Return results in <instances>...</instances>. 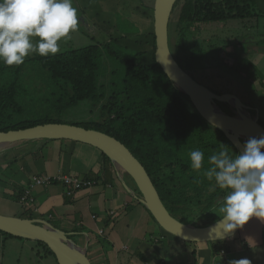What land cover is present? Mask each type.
I'll return each mask as SVG.
<instances>
[{
    "label": "trees",
    "instance_id": "16d2710c",
    "mask_svg": "<svg viewBox=\"0 0 264 264\" xmlns=\"http://www.w3.org/2000/svg\"><path fill=\"white\" fill-rule=\"evenodd\" d=\"M182 3H184L183 6ZM180 6L182 9L177 19L176 44L171 42V38L169 40L171 52L181 67V54L182 50H185V42L195 29H200L201 25L216 23L227 25L233 22L264 18V0H177L172 15ZM142 11L140 9V13ZM152 11V21L144 29H142L143 25L139 26L135 20L133 22L129 19L128 23L132 26L131 29L127 28L123 20L119 19L115 25L112 23L109 25V29L115 28L117 32H122L123 37L114 33L110 35L111 38L108 41L103 43H98L93 39L95 44L76 48L70 46L67 50L55 55L40 56L33 53L35 55L32 58L29 57L30 54L19 66H6L0 62V132L27 129L49 123L70 124L63 121L50 122L51 119L48 117L41 120L24 118L25 110L29 105L33 111H36L40 105L44 106L49 103L46 102L49 95L55 98L56 105L54 106L56 109H60V112L75 109L82 104H91L92 107L100 106V110H98L100 120L86 125L77 123L70 125L105 133L124 144L148 172L171 215L182 223L195 225L194 220L201 219L203 216L187 218L184 215V207L201 204V200H199L201 193L197 188V182H212L203 175L204 171L210 167L208 158L225 149L222 147V141L228 139L222 132L208 124L200 113L199 115L190 110L186 101L190 98L174 86L161 66L157 64L153 7ZM221 45L220 48L213 45L212 47L217 48L215 51H218L219 54L223 52L224 55H229L231 47ZM196 49L198 48L196 47ZM106 61L111 62L110 64L114 66V70L109 75L111 79H107ZM223 63L224 68L243 76L256 94H263L264 81L257 82L259 79L250 70L252 63L243 62L240 57L234 62L225 61ZM191 76L195 79L193 75ZM110 91L113 93L110 94ZM36 93L48 95L44 100L38 101L40 95ZM40 101L44 104H38ZM262 118L264 117L260 115L259 123L261 125ZM213 129L221 134L220 139L212 133ZM45 142L50 146L51 141ZM57 142L72 146L80 144L73 141ZM229 144L231 143L229 142ZM84 146L99 152L94 156L100 157V164L95 160V166L94 162L92 163L88 158L81 157L78 145L74 148L71 147L70 157L67 160L63 157L67 161L66 169L61 173L48 175L52 179L45 185L46 188L50 187L51 189L57 186L62 192L65 191L63 195L61 194L62 199L60 200L65 208L49 210L44 214L45 217L51 216V219L55 218L60 221L69 219L68 217L73 218V226H69L71 227L69 230L74 229L78 233L85 232L88 226L93 224L96 228L98 227L100 233L98 236L103 240L102 243H110L114 237L117 223L109 216L101 217L100 213L96 211V207L93 210L89 209L90 197H85V195L88 194L90 188L84 184L102 182L109 187L118 185L122 190L125 188L119 180L111 160L98 149L88 145ZM197 149L204 153L203 167L199 171L190 167V152ZM64 152L65 148L61 147L60 155ZM171 152L175 153V159L170 160V163L167 164L170 167V172H165L164 176H160L167 155ZM237 153L239 154L238 151ZM82 165L90 169L95 168V172L98 171L97 175L91 176L88 174L90 171L85 177L74 173ZM59 175L69 178L71 182L79 180L82 185L80 187H75L73 184L66 185L65 180L56 178ZM162 177L168 182L162 183L164 182ZM12 186H15L14 183L10 187ZM190 189L192 191L189 195L187 191ZM220 195L217 196L214 193L202 210L205 214H215L217 218L201 227L209 226L220 220L217 216ZM24 196V190L18 192L17 196H7L14 201L7 200V202L14 203L19 207V214L14 216L37 219L35 209L28 210L21 204ZM132 200L138 203L136 199ZM34 203L35 206L38 205V201H34ZM138 205L140 204L138 203ZM127 209L131 210V208ZM146 211L148 212L147 209ZM177 212H181L182 216H179ZM61 230L72 234L69 230ZM0 237L5 242L13 239L28 241L2 231H0ZM70 238L74 239V236L71 235ZM261 241L263 244L264 236ZM225 243L226 241H221L210 244L214 248L219 246L216 253H220L222 250L228 251ZM34 244L37 249L40 247L44 251L42 258L53 257L56 260L54 253L46 244L41 242H34Z\"/></svg>",
    "mask_w": 264,
    "mask_h": 264
},
{
    "label": "rangeland",
    "instance_id": "374dc122",
    "mask_svg": "<svg viewBox=\"0 0 264 264\" xmlns=\"http://www.w3.org/2000/svg\"><path fill=\"white\" fill-rule=\"evenodd\" d=\"M184 2V1H183ZM184 3H182L183 6ZM155 0L153 3V0H73V7H75L78 10V18H79V25L78 29L75 32H72L70 36L62 40L60 42V50L57 53H61L65 50H67L70 46L76 47H84L86 45L103 43L105 41H108L111 37V34H117L121 37H123L122 32H117L115 28H108L109 25L112 23V25H115L117 23V20H123L124 23H126L127 28L131 29L132 26L128 23V19L132 20L136 23H138L139 26H142V29L149 26L150 22L152 21L151 13L152 7L154 8ZM182 6L177 8L175 10V13L172 15L171 21H170V30H169V38H171V42L175 43V38L177 36V19L178 15L181 12ZM139 8V10H137ZM140 9H142L147 15L140 13ZM96 41L94 43V41ZM229 45L231 47L229 49V55H224L223 52L219 54L217 48L212 47L216 46L218 48L222 47V45ZM174 46V45H173ZM196 47L198 49H196ZM182 68H184L188 73L193 75L195 77V80H197L199 83L210 89L211 91L215 92L218 95H234L237 98L240 99L242 104L245 107L250 108L251 110L249 113L255 118L257 115L260 117H264V92L263 94H256L254 92V89L249 86L250 83H248L245 78L240 75L235 74L229 69L224 68L225 61H228L229 63L234 62L235 59H238L240 57L241 61L252 63V66L250 68L251 71H253L254 75L257 76L259 79L257 82L260 83L264 81V18L260 20H252V21H246V22H233L229 23L227 25L224 24H209V25H201L199 30H196L190 34L188 37V40L185 42V50H182ZM31 54V55H30ZM29 57H33L35 54L30 53ZM198 59H197V57ZM111 62L105 63L107 68V74L108 78L111 79L109 75H111V71L114 70V66L110 64ZM257 83V84H258ZM113 91H110V94H112ZM38 94V93H36ZM38 101L40 99L44 100L48 94H38ZM50 97L47 98L46 102H49L48 104L42 106L40 105L36 111L32 110L31 105H29L24 113L25 119H32V120H41L46 119L47 117L50 118L51 121H63L66 123H77L79 125H86L93 121L100 120V114L98 110H100V106H94L92 107L91 104L87 105H80L79 107L60 112V109H56L55 104V98L49 95ZM27 100V97H25ZM41 100V101H42ZM38 103V104H44V103ZM187 104L190 108V110L193 113H198V110L193 105L192 101L189 99L186 100ZM45 102V103H46ZM25 106V105H24ZM222 110L227 113L230 116L235 115L232 108L229 105L224 106L221 104ZM263 114V115H262ZM200 115V114H199ZM262 125L264 126V118H262ZM212 133L218 137V139L221 138V134L218 133L217 130L213 129ZM230 142V141H229ZM228 140L222 141V147H225L224 150H227L228 153L232 156L238 155L237 150L235 146L231 143L229 144ZM58 142H51L50 146L47 145L45 141L42 142H29L22 145H19L17 147H14L12 149H9L8 151H4L0 153V186L4 187L6 193L2 197H0V202L2 201V206L0 205V214L8 215V216H14L19 214L17 210V205L14 203L12 198H9L7 196H10L15 193H8V188L13 184V182H7L10 180H13L14 182L19 183L16 175V171L13 170L18 169L20 166L21 160H16L15 156H21L24 155L23 159L28 160L29 165L37 166L38 171L45 170V167L43 166V162H49V166L46 167V170L49 171V173L54 172L57 168V163H59V151L61 146L58 145ZM78 145V150L80 152V156L84 158H88L89 161L92 163L96 160L97 163L100 162V157L94 156L95 154H98L99 152L97 150L89 149L88 147H85L84 144H74L70 147H75ZM66 146V147H67ZM65 147V146H64ZM64 147H62L64 149ZM68 148V147H67ZM91 150V151H90ZM263 151V150H262ZM70 152L67 149L63 153V157L69 158ZM62 157V155H60ZM77 157V156H76ZM80 157V158H81ZM95 158V159H94ZM175 159V153L171 152L167 155V159L165 164H163V169L160 171L161 175L164 176L165 172H170V167L167 165L170 163V160ZM14 162V163H13ZM12 163V164H11ZM10 164L11 168L10 169ZM52 164V165H51ZM96 166V162H94ZM100 164V163H99ZM210 165V164H209ZM101 166V165H100ZM78 167V166H77ZM75 169V167H74ZM89 171L91 176H96L97 173L95 172V168L90 169ZM44 172V171H43ZM96 173V174H95ZM81 177H85L87 174H78ZM37 176H48L45 175V173H38ZM33 177V180L35 177ZM123 177L128 182H132V179L126 175L123 174ZM164 178V177H162ZM40 180V179H38ZM120 180V179H119ZM3 181V182H1ZM165 182H168L167 180H163ZM33 182V181H32ZM93 187L95 186H102V182H91ZM197 188L199 189L201 196V204L193 205V206H187L184 207V215L191 218H200L201 219L194 220V223L196 226L201 227L204 225L209 224L213 219L217 218L215 214H205L202 212L205 205L208 203V199H210L211 196H213L214 193L219 194L220 197L218 199L219 207L223 203L225 196L228 194V190H220L216 185L214 180L212 182H197ZM42 186H40L41 188ZM171 187V186H169ZM35 182L28 185L27 188L24 190L29 193L31 191L32 197L29 199V206L26 204H23V207L27 208L28 210H34L37 219H44L50 222L52 225L57 226L64 229L69 230L68 228H65L63 224H61L60 220L57 219H50V217H45V214L50 208L49 205L46 204V200L51 197V195H48V193H44L43 195H39L36 200V197L34 196L35 191ZM43 188H46L43 186ZM54 188H60L55 186ZM10 189H13L11 187ZM122 190V188H120ZM33 191V192H32ZM43 192V189H41ZM192 190H188L187 192H190ZM195 191V190H193ZM37 192V190H36ZM59 192L62 193L61 190ZM220 192V193H218ZM37 194V193H36ZM121 194L124 196V194L128 195L127 190H122ZM60 195V194H58ZM188 196V195H187ZM6 200L10 201L7 202ZM59 200V199H57ZM6 201V202H5ZM34 201H38V205L35 206ZM60 201V200H59ZM131 200L127 199L123 202V205L119 209H113L114 211V217L118 219H122V217H125V214H128L131 210L128 211L129 205L133 204L130 202ZM5 202V203H3ZM40 202V204H39ZM34 203V204H33ZM135 207L138 206V203L134 201ZM142 205V204H141ZM61 209H64L65 206L63 204L60 205ZM64 206V207H63ZM143 206V205H142ZM37 207V208H36ZM39 207V208H38ZM131 206L130 208H132ZM145 208V207H144ZM37 209V210H36ZM183 209V208H182ZM219 212V208L217 209ZM18 212V213H17ZM179 216H182L181 212H177ZM208 215V216H207ZM121 221V220H119ZM62 222H65V225L72 223L73 221L68 222L67 220H64ZM217 222V221H216ZM253 222V229L261 230V227L264 229V221L258 220V222L255 220H252ZM215 223V222H214ZM261 226V227H260ZM160 228V227H159ZM124 230V228H123ZM72 232V236H74V241H76L81 246H85L84 243L82 245L81 241L84 240V236L89 234V238L96 239L98 237V233L96 235L92 236V233L89 231L86 232L84 235L83 232H79L72 229L70 230ZM264 234V230L261 232ZM91 236V237H90ZM236 236V235H235ZM232 239V238H231ZM230 239V240H231ZM93 241L94 242H96ZM264 243V241H263ZM25 244H32L28 241H21V240H8L4 242V240L0 237V264H16L14 261H12V258H16V255L19 254V257L22 259L21 264H25L28 260H30V263L32 261H36V257L38 258V252L44 253V251L38 247L35 246V252H31L28 250L23 251L20 247V245ZM257 244V243H253ZM14 246V248H12ZM110 248L106 247V244H103V250L105 255ZM37 250H39L37 252ZM257 263L256 264H262L264 261V246L263 247H257ZM106 252V253H105ZM252 252H248L250 255ZM12 257V258H11ZM89 258H91L89 256ZM41 263L37 264H43L44 258L40 259L38 258ZM43 260V261H42ZM35 264V263H34ZM45 264H56L54 258H50L49 262H45Z\"/></svg>",
    "mask_w": 264,
    "mask_h": 264
},
{
    "label": "water",
    "instance_id": "95a60500",
    "mask_svg": "<svg viewBox=\"0 0 264 264\" xmlns=\"http://www.w3.org/2000/svg\"><path fill=\"white\" fill-rule=\"evenodd\" d=\"M177 0H155L154 34L156 37L155 59L173 82L174 86L188 96L203 119L222 132L241 153L250 138L264 136V127L249 113L234 95H218L195 80L174 58L170 49V21ZM221 104L229 105L233 116L225 113ZM73 141L94 147L104 153L114 165L117 176L127 192L142 204L157 225L168 234L188 243L221 242L233 238L241 228L225 234L219 221L205 227L185 224L168 211L148 172L131 151L117 139L91 129L49 123L35 127L0 132V153L29 142ZM264 151V150H263ZM128 175L135 189L123 177ZM0 231L16 238L46 244L54 253L58 264H91L88 244L81 246L71 234L56 228L43 219H29L0 214Z\"/></svg>",
    "mask_w": 264,
    "mask_h": 264
},
{
    "label": "clouds",
    "instance_id": "9594fccd",
    "mask_svg": "<svg viewBox=\"0 0 264 264\" xmlns=\"http://www.w3.org/2000/svg\"><path fill=\"white\" fill-rule=\"evenodd\" d=\"M73 0H0V62L19 66L30 53L55 55L60 42L78 29ZM264 136L250 138L232 156L222 149L208 158L203 175L228 194L217 216L225 234L243 228L253 217L264 221ZM204 153L190 152V167H203ZM56 178L62 179L61 175ZM229 264H251L247 258Z\"/></svg>",
    "mask_w": 264,
    "mask_h": 264
},
{
    "label": "crops",
    "instance_id": "0c3cea01",
    "mask_svg": "<svg viewBox=\"0 0 264 264\" xmlns=\"http://www.w3.org/2000/svg\"><path fill=\"white\" fill-rule=\"evenodd\" d=\"M58 145H60L61 147L65 146V150L67 149L68 151L71 149L70 146H67L70 144L65 143L62 145V143L60 144V142H58L57 146ZM24 156L25 154L21 156H15L16 160L17 158L18 160H21L18 169L13 170L10 167V169H12L14 172L16 171V177L19 181V183L13 182L15 185L12 186L13 189H10L11 187L9 186L8 193H15H11L12 195L17 196L18 192L25 190L27 186L32 183L33 177L37 176L38 173L41 172L45 173V175H54L55 173L58 174L63 172V170H65L67 167V161L64 160L66 159V157H64L63 159V154L62 157H60V153L58 157L59 163H57L56 165L57 168L54 172L51 173L46 170V167L49 166V162L42 163L45 167V170H43L44 172L41 170L38 171L35 163H33V166L29 165L28 160L26 158L23 159ZM87 172H89V168L84 167L83 165L74 171V173L77 174H87ZM127 183L132 188L135 187L133 182L128 181ZM16 187H18V189H15ZM88 187L90 189L85 197H90V199L88 198L90 204L89 209L93 210L96 207V211L100 213L101 217L106 218L109 216L114 222L117 223L115 227L114 237H112L110 243H102L103 240L99 236L97 237V240L89 238V234L84 236V240H82L81 243L82 245L84 243L88 244V257H91L89 258L91 264H229V261L231 260H239L242 258H247L251 261V264H256V249L257 247L264 246V243L262 244L261 241L262 236H264L261 232L264 229L261 226V230L259 231L258 229H253V222L251 221L256 220L258 222V220H260L255 217L250 219V221L246 225H244V227L240 229L239 233L231 240H226V243L224 245L226 248H228V251L222 250V252L216 253L219 246L214 248V246H212V244L210 243L194 244L184 242L164 232L161 228H159L150 214L146 211V208H144V206H142L138 202L140 205L135 207L134 201L132 200L133 198L129 193L128 195L124 194V196L121 194L122 190H120V187L118 185L116 187H109V185L103 184L102 186L98 185L96 187H93V185L91 184ZM4 189L5 188H2L0 186V197H2L4 193H6ZM41 189H43V192L41 191ZM59 190L60 188L52 187L50 189V187H37L35 188V191L33 193L36 197V200H38L37 198L39 197V195L41 196L44 193H48L49 191L48 195H51V197L48 196L49 198L46 200V204L49 205V210H55L61 209L60 205L62 204V202L59 200L62 199L61 196L65 192L63 190V192L61 193L59 192ZM127 199L131 200L130 202L133 203L128 207L130 208L131 206H133L131 208V211L128 212V214H125V217H122V219L115 218L113 209L121 208L123 202ZM2 201L0 202V205L2 204ZM17 210H19V207L17 208ZM48 217H50V220L51 216ZM68 218L69 219H62L60 222L64 226L65 222H62L64 220H67L68 222H74L73 218ZM73 222L67 224L66 228L71 229V227L69 226H73ZM99 225L101 226L102 224L100 223ZM89 231L92 233V236L96 235L97 233L100 234L98 231V227L96 228V226L92 224L88 226L87 230L83 232L82 235H84L86 232L88 233ZM95 240L96 242L93 243V241ZM30 243L32 244L20 245L21 249L23 251L28 250L34 253L36 245L34 244V242ZM103 244H106V247L110 248L107 253L105 252V255H103ZM12 248H14V246H12ZM249 251L252 252L250 253V255L248 254ZM42 254L44 253H38V258L43 259ZM34 257H36V261H32L30 263V260H28L27 262H25V264L41 263L37 256ZM50 258L53 257L44 258L45 260L43 264H45V262H49ZM12 261H14V263L16 264H21L22 259L19 257V254H17L16 258H12ZM55 263L58 264L57 260H55ZM262 264H264V261L262 262Z\"/></svg>",
    "mask_w": 264,
    "mask_h": 264
},
{
    "label": "built area",
    "instance_id": "2783aa9c",
    "mask_svg": "<svg viewBox=\"0 0 264 264\" xmlns=\"http://www.w3.org/2000/svg\"><path fill=\"white\" fill-rule=\"evenodd\" d=\"M38 179H40V180H38ZM51 179L52 178L49 176H46V177L41 176V177H35L33 182H35V186H45L46 184L50 183ZM62 180H65L64 183L66 185H69V184L72 185L73 184L75 187H80L82 185L81 181L75 180V182H71V180L65 176L62 177ZM84 185L89 186V185H91V183H85ZM31 194H32L31 191L29 193H27V191H25V196L21 200L22 205L26 204L29 206V199H30V197H32Z\"/></svg>",
    "mask_w": 264,
    "mask_h": 264
},
{
    "label": "flooded vegetation",
    "instance_id": "af4514ba",
    "mask_svg": "<svg viewBox=\"0 0 264 264\" xmlns=\"http://www.w3.org/2000/svg\"><path fill=\"white\" fill-rule=\"evenodd\" d=\"M224 105V104H223ZM224 106H226V105H224ZM222 108V107H221ZM133 188H135V187H133ZM68 234H70V233H68ZM72 235V234H71Z\"/></svg>",
    "mask_w": 264,
    "mask_h": 264
}]
</instances>
